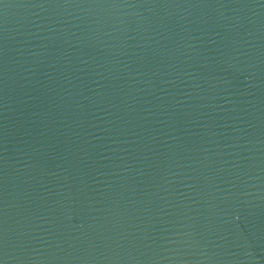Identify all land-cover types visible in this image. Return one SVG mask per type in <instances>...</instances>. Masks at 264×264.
Instances as JSON below:
<instances>
[{"label": "water", "instance_id": "obj_1", "mask_svg": "<svg viewBox=\"0 0 264 264\" xmlns=\"http://www.w3.org/2000/svg\"><path fill=\"white\" fill-rule=\"evenodd\" d=\"M0 264H264V0H0Z\"/></svg>", "mask_w": 264, "mask_h": 264}]
</instances>
